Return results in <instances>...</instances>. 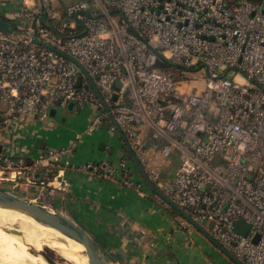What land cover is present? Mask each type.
Returning <instances> with one entry per match:
<instances>
[{
  "label": "built area",
  "instance_id": "obj_1",
  "mask_svg": "<svg viewBox=\"0 0 264 264\" xmlns=\"http://www.w3.org/2000/svg\"><path fill=\"white\" fill-rule=\"evenodd\" d=\"M19 17L15 32L0 28V130L70 103L97 107L87 133L106 121L118 132L113 116L170 201L243 264H264V0H75L62 10L23 0ZM77 147L29 162L25 147L0 139V174L64 188L60 161L70 166ZM173 153L180 165L167 179L162 159ZM132 161L129 151L77 169L138 188Z\"/></svg>",
  "mask_w": 264,
  "mask_h": 264
},
{
  "label": "crops",
  "instance_id": "obj_2",
  "mask_svg": "<svg viewBox=\"0 0 264 264\" xmlns=\"http://www.w3.org/2000/svg\"><path fill=\"white\" fill-rule=\"evenodd\" d=\"M22 7L23 0H0V18L13 24L20 20ZM58 111L56 121L41 119L48 120L47 124L35 116L0 130V139L27 149L29 162L48 149H59L78 139L71 165L60 161L66 174L64 188L53 186V181L33 185L23 180L14 185H26L25 189L32 191L30 200L81 225L106 253V259L115 264H236L198 228L180 227L176 210L167 206L142 173L134 169V180L141 183L137 188L125 186L115 177L78 170L77 165L86 161H116L128 155V148L120 133L111 131L108 121L87 133L97 107ZM140 132L148 136V126L140 127ZM165 164H171L170 160ZM177 168L166 169L165 178H173ZM32 174L36 179L40 175Z\"/></svg>",
  "mask_w": 264,
  "mask_h": 264
},
{
  "label": "water",
  "instance_id": "obj_3",
  "mask_svg": "<svg viewBox=\"0 0 264 264\" xmlns=\"http://www.w3.org/2000/svg\"><path fill=\"white\" fill-rule=\"evenodd\" d=\"M42 20L44 22L47 21V15L42 9ZM0 28L8 31V32H15L14 31V25L10 22L4 21L3 19L0 18ZM33 42L45 45L49 48H53L50 45H47L40 41L37 37H34ZM64 54L66 57L76 61L74 58L70 57L69 55ZM78 64H80L78 61H76ZM171 64V63H170ZM81 78L79 77L77 79V83L80 84ZM121 85L120 83L117 84V87L119 88ZM94 88L96 92L98 93L99 97L101 100H103V97L100 93V91L97 89V87L94 85ZM116 99V96L114 97ZM69 110L72 111L74 108V104L70 103L69 105ZM56 114V110L52 109L51 110V116H54ZM112 117L113 123L116 125L118 132L122 136L124 142L126 143V146L128 150L131 152L132 157L138 166L140 172L142 175L145 177L147 182L151 185V187L156 191L158 195H160L165 201L171 204V206L178 211L180 214H182L185 218H187L189 221H191L196 228H198L200 231H202L213 243H215L222 251H224L236 264H243L241 261H239L232 253H230L228 250H226L222 245H220L205 229H203L200 225L192 221V219L184 212L182 211L178 206H176L172 201H170L162 192L161 190L151 181L149 178L147 172L145 171L142 163L140 162L139 158L136 156V154L132 151L129 142L122 132V129L120 126L117 124V122L114 120V117ZM122 157V156H121ZM164 176V173H163ZM0 207L3 208H9V209H14L18 210L20 212L26 213L33 218H35L37 221L40 223L54 227L67 235L68 237L77 240L78 242L84 244L85 246V251L84 255H87L89 258V264H115L110 262L106 257L100 252L97 244L93 240L92 236L78 223H76L74 220L70 219L68 216L57 212V211H51L44 205L38 202H33L30 199H25L19 197L17 194L14 192L10 191L7 188L0 187ZM213 226V222L210 224ZM250 226L244 221V220H239L236 223V229L243 233L247 234L249 231ZM256 241L258 238L255 239Z\"/></svg>",
  "mask_w": 264,
  "mask_h": 264
},
{
  "label": "rangeland",
  "instance_id": "obj_4",
  "mask_svg": "<svg viewBox=\"0 0 264 264\" xmlns=\"http://www.w3.org/2000/svg\"><path fill=\"white\" fill-rule=\"evenodd\" d=\"M73 1L75 0H64V1L52 0V5L54 9L62 10L63 7H65L67 4ZM202 73H204V71H199V74H202ZM58 110H61V109H58ZM64 110L67 111V108ZM85 112L86 110L83 111V113ZM59 113L61 112L58 111V113H56L57 115L49 116L51 117L50 119H53L56 121L59 116ZM38 119L41 120L42 117L39 116ZM41 122H43L44 124H47L48 120H43V121L41 120ZM165 160H170L171 164H168V165L165 164ZM162 162H163L165 169H170L171 167L176 168L180 165L179 155L177 153H173L168 158H163ZM133 168L136 169L134 164H133ZM5 176H7V174L5 175L0 174V187L9 189L10 191L14 192L21 198L29 199V196H32L31 194H29V193H32V191L30 189H25L26 185H22L19 187L14 186L17 182L22 183L23 180L11 182L9 180H4L2 178ZM32 201L37 202L35 200H32ZM48 209L51 210L50 207ZM12 226L15 227V223H12ZM20 230H23L28 233L32 232L31 234L33 238L25 237L21 235L20 237L18 236L12 240L4 239V241L1 242V245H2L3 250L5 251L0 252V261L3 262L4 264H52L43 257L42 255L43 249L46 252V254L49 256V258L52 260L53 264H67L65 258L73 260V262H75L74 264H85L80 258L72 254L71 251H77V250H74V248H71V246L66 241V239L62 238L56 232L50 231V233H48L44 231V232H41L43 234L42 236H37L36 233H39V230L32 227L31 225L30 227L28 226V227H23L22 229L20 228ZM99 250L104 256H107L103 250L101 249Z\"/></svg>",
  "mask_w": 264,
  "mask_h": 264
},
{
  "label": "bare ground",
  "instance_id": "obj_5",
  "mask_svg": "<svg viewBox=\"0 0 264 264\" xmlns=\"http://www.w3.org/2000/svg\"><path fill=\"white\" fill-rule=\"evenodd\" d=\"M12 223H15V227L12 226ZM30 225L39 230V233H36L37 236H42L43 234L41 232H44V231L48 232V233H50V231L56 232L62 238L66 239V241L69 243L71 248H74V250H77V251H71L72 254H74L76 257L80 258L85 264H89L88 256L84 255V251H85L84 244L78 242L75 239L68 237L67 235H65L64 233H62L61 231H59L58 229H56L54 227H50V226H47V225L40 223L35 218H33L32 216H30L26 213H23V212H20L18 210H14V209L3 208V207H0V252L5 251V250H3L2 245H1V242L4 241V239L12 240L18 236L20 237L21 235L25 236V237L33 238L32 234H31L32 232L28 233V232H25L23 230H20V228L22 229L23 227H28V226L30 227ZM28 229H30V228H28ZM56 242H57V240H56ZM42 255L48 262L53 264L52 260L46 254L44 249L42 250ZM65 259H66L67 264H74L75 263V262H73V260H70L67 258H65ZM0 264H4V263L0 261Z\"/></svg>",
  "mask_w": 264,
  "mask_h": 264
},
{
  "label": "trees",
  "instance_id": "obj_6",
  "mask_svg": "<svg viewBox=\"0 0 264 264\" xmlns=\"http://www.w3.org/2000/svg\"><path fill=\"white\" fill-rule=\"evenodd\" d=\"M132 164H134V165H135V167H136V169H137L138 173H139V174H141V172H140V170H139L138 166L135 164V162H134V161H132Z\"/></svg>",
  "mask_w": 264,
  "mask_h": 264
}]
</instances>
